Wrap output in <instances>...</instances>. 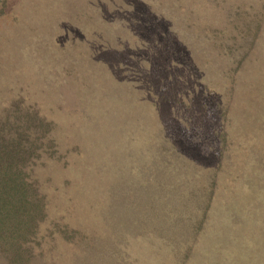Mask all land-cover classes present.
Returning a JSON list of instances; mask_svg holds the SVG:
<instances>
[{
    "label": "rangeland",
    "instance_id": "obj_1",
    "mask_svg": "<svg viewBox=\"0 0 264 264\" xmlns=\"http://www.w3.org/2000/svg\"><path fill=\"white\" fill-rule=\"evenodd\" d=\"M2 135L27 264H264V0H0Z\"/></svg>",
    "mask_w": 264,
    "mask_h": 264
},
{
    "label": "trees",
    "instance_id": "obj_2",
    "mask_svg": "<svg viewBox=\"0 0 264 264\" xmlns=\"http://www.w3.org/2000/svg\"><path fill=\"white\" fill-rule=\"evenodd\" d=\"M7 139L0 136V264H27L32 249L29 241L33 236L37 239L34 215L41 208L36 201L38 191L30 197V184L20 182V168L11 161L22 155L17 141L9 138L13 143L9 145L4 142Z\"/></svg>",
    "mask_w": 264,
    "mask_h": 264
}]
</instances>
